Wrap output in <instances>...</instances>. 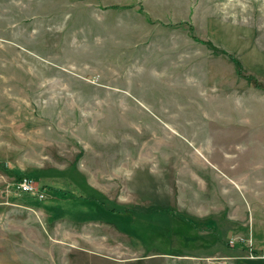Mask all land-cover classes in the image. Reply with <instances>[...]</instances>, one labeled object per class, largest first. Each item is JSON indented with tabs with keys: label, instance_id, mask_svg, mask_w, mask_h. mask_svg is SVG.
I'll use <instances>...</instances> for the list:
<instances>
[{
	"label": "rangeland",
	"instance_id": "374dc122",
	"mask_svg": "<svg viewBox=\"0 0 264 264\" xmlns=\"http://www.w3.org/2000/svg\"><path fill=\"white\" fill-rule=\"evenodd\" d=\"M263 74L264 0H0V264H264Z\"/></svg>",
	"mask_w": 264,
	"mask_h": 264
},
{
	"label": "built area",
	"instance_id": "2783aa9c",
	"mask_svg": "<svg viewBox=\"0 0 264 264\" xmlns=\"http://www.w3.org/2000/svg\"><path fill=\"white\" fill-rule=\"evenodd\" d=\"M17 191L24 194L36 195L40 199L44 198L43 192L34 186L31 180L23 179L16 184Z\"/></svg>",
	"mask_w": 264,
	"mask_h": 264
},
{
	"label": "trees",
	"instance_id": "16d2710c",
	"mask_svg": "<svg viewBox=\"0 0 264 264\" xmlns=\"http://www.w3.org/2000/svg\"><path fill=\"white\" fill-rule=\"evenodd\" d=\"M229 59H230V61L233 63V64H235V65H237V67H238V72L240 71V69H239V66L241 65V64H239L236 60H234L232 57H230L229 56ZM55 194L58 196V195H60L61 194V196H65V193H61V192H55ZM59 197V196H58ZM183 219H184V217H183ZM186 221H187V223H189V224H191V225H198L200 222H195L194 220H191V219H188V218H186L185 219ZM260 262L261 261H256V262H252V261H239V264H251V263H254V264H260Z\"/></svg>",
	"mask_w": 264,
	"mask_h": 264
},
{
	"label": "crops",
	"instance_id": "0c3cea01",
	"mask_svg": "<svg viewBox=\"0 0 264 264\" xmlns=\"http://www.w3.org/2000/svg\"><path fill=\"white\" fill-rule=\"evenodd\" d=\"M209 74V73H208ZM210 75V74H209ZM209 75H207V76H209ZM206 76V77H207ZM263 76H264V74H263ZM213 78H215L214 76H213ZM263 78V77H262ZM218 86V84H217V80H216V86L215 87H217ZM205 87V86H204ZM225 87H228L227 85L225 86ZM225 95H230V93H225ZM96 212L98 211V207H97V205H96ZM113 216L114 215H116V216H118V214L117 213H115V214H112ZM100 218H103V217H99V218H95V215L94 214H92V215H90V216H88V217H86L85 219L84 218H80L83 222H94V221H97L98 219H100ZM110 222H112L113 224L115 223V224H117V226L120 228V225H119V222H114L115 220L114 219H108ZM99 221V220H98ZM131 221V220H130ZM123 225V224H122ZM121 228H123V227H121ZM120 228V229H121Z\"/></svg>",
	"mask_w": 264,
	"mask_h": 264
}]
</instances>
